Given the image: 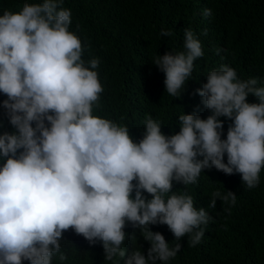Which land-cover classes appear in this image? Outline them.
Masks as SVG:
<instances>
[{"label": "trees", "instance_id": "trees-1", "mask_svg": "<svg viewBox=\"0 0 264 264\" xmlns=\"http://www.w3.org/2000/svg\"><path fill=\"white\" fill-rule=\"evenodd\" d=\"M0 264H264V0H0Z\"/></svg>", "mask_w": 264, "mask_h": 264}, {"label": "clouds", "instance_id": "clouds-1", "mask_svg": "<svg viewBox=\"0 0 264 264\" xmlns=\"http://www.w3.org/2000/svg\"><path fill=\"white\" fill-rule=\"evenodd\" d=\"M103 233H105V234H107V235H108V230L104 231ZM102 238H105V236H104V237H102ZM102 238H101V239H102Z\"/></svg>", "mask_w": 264, "mask_h": 264}]
</instances>
